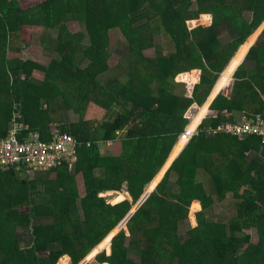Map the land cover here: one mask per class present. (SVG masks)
I'll return each instance as SVG.
<instances>
[{"label":"trees","instance_id":"1","mask_svg":"<svg viewBox=\"0 0 264 264\" xmlns=\"http://www.w3.org/2000/svg\"><path fill=\"white\" fill-rule=\"evenodd\" d=\"M244 12L250 13L249 21ZM70 20L82 34L70 33ZM224 22L235 38L221 45L215 29ZM263 22L264 0H0V137L16 116L21 127L27 125L42 140L57 130L75 141L72 163L37 172L0 170V264H80L106 243L86 264H264V140L219 129L238 121L240 113H264V30L248 50ZM46 29H58L60 61L42 66L13 52L20 44L32 45L33 35ZM111 30L122 34L131 54L153 48L160 31L168 37L173 54L148 61L158 75L147 73L144 79L161 85L157 99L150 101L145 89L98 84V76L108 70ZM85 36L90 63L80 70L72 59ZM246 51L251 71L245 63L237 66ZM166 80H191V97L174 98ZM59 82L65 88L58 89ZM214 87L209 102L224 88L203 121L198 115L187 118L193 105L205 104L198 114L207 110ZM56 95L67 104L77 102L78 122H59ZM92 100L100 109L119 106L121 113L111 122L83 115V103ZM199 122L185 147V139L176 144L189 123L192 129ZM101 143H106L102 152ZM42 172L45 176H38ZM163 174L109 243L108 234ZM124 184L131 201L119 197L107 203L104 194L120 192ZM230 193L237 201L235 218L227 225L209 221L206 210ZM184 221L189 229L182 235ZM20 228L31 231L30 248L21 247ZM251 228L257 230L256 244L245 233ZM136 232L148 240L137 261L126 245Z\"/></svg>","mask_w":264,"mask_h":264},{"label":"crops","instance_id":"2","mask_svg":"<svg viewBox=\"0 0 264 264\" xmlns=\"http://www.w3.org/2000/svg\"><path fill=\"white\" fill-rule=\"evenodd\" d=\"M79 27H81V26L79 25ZM57 30L58 29H51V30L46 29L40 33H35L32 37V45L27 46V48H23L24 46L22 44H20L21 48L14 47L16 50L13 49V52L17 53L19 58L24 60V61L29 60V61H32V62L37 63L39 65H42V66H47L52 61H60V59H61L60 54H58V52H57V48H58V46H57L58 45V43H57L58 31ZM69 31L71 33V30H69ZM82 33H83V29L81 27V31L76 33V34H82ZM71 34H73V33H71ZM215 37H216V40L221 45H225V44H228L229 42H231L235 38V32L232 30V28L227 23L224 22L218 29H215ZM88 46H89V39L87 38V36H85L84 39L81 41L80 45L76 48L75 54L73 55V59H72L73 63L80 70H84L90 63L89 60L84 55L85 49ZM109 46H110V57L114 58L115 60L112 63L108 62V70L105 71L103 74L98 76V78H97L98 84L103 85V86H108V85H112L113 83H116L117 84V86H116L117 90H119L120 88H124V89L128 88V89L134 90V91H136V90H143L144 91V89H145V90L149 91L151 96L153 97V98H150V101L153 99H157L158 93H159V88H161L160 87L161 85L156 80L154 81L152 79H149L147 81L144 79H145V76L147 73L152 78L156 77L158 75L157 70L154 69L148 63V61L155 60V59H162V58L166 59L170 55L173 54V50H172L173 47H172L168 37L165 36V33L163 31L158 32L157 35L155 36L153 48L145 49L141 52V54H133V53L131 54L130 50L128 49L126 41L122 40V39H119V41L115 42L114 45H109ZM236 53L234 54V56L236 55ZM27 54H29L30 56L38 57L42 61L40 62L38 59L37 60L36 59L31 60L28 57H26ZM234 56H233V58H234ZM240 64L241 63H239L237 66H239ZM245 64H246V68L251 71L253 64L252 63H245ZM235 69H237V67ZM234 72H235V70H234ZM234 72L231 74L230 78H232ZM39 78L40 79L43 78L42 73H40ZM166 81H168L166 87H167V89H169L170 94L174 98L182 99V98H190L191 97L192 91H193V84H192L191 80L184 81V82H177V81H170V80H166ZM144 82H146V83H144ZM57 87H58V89L65 88L63 82H59L57 84ZM223 88L224 87H222L212 97V99L209 102V98L211 97L215 87L213 88L210 96L208 97V99L206 101V102H209V106L206 110L205 115L200 120V122L203 121V119L205 118V116L207 115V113L209 111V107H210L212 101L214 100V98L219 94V92ZM148 101H142V102H148ZM73 104H67L65 99H63L61 95L54 96L53 108L56 109L57 116H58L59 122L61 124L68 125V124L76 123L80 120V115L76 112L77 108H79L77 106L78 104H77V102H74ZM83 105H84L83 115L85 114L86 116H89L90 118L97 117V116H95V114L100 115V117L102 118V120H101L102 122H111L121 113V109L119 108V106H112V107L110 106L107 110L104 108L100 109L98 107V105L93 102V100L84 102ZM202 107H198L196 105H193L190 108V112H189V110L187 112L188 116H190V114L193 113L191 117L192 118L195 117V115L198 114L199 110ZM97 118H99V117H97ZM187 118H189V117H187ZM53 127H55V126L51 125V128H53ZM177 143H178V141L176 142V144ZM104 144H106V143H101V148H100L101 152L103 151ZM173 149H172V151H173ZM168 169H167V171H168ZM166 172H164V174ZM45 174L42 172L38 176L43 177V176H45ZM164 174H163V176H164ZM79 177L82 179V176L80 174H79ZM162 177L160 179H158V181L155 183H154V179L152 180L149 187L151 186L152 183H154L155 185L151 189L150 193L154 191L158 182L161 181ZM174 181H175V177H171L170 186H174ZM81 189H82V193H81ZM81 189H80V187L78 188L79 194H80V196H83L84 195L83 181H82V188ZM150 193H149V195H150ZM212 193H213V191H212ZM104 196H105L106 200H107L108 196L113 198L111 201L107 200V203H112L113 201H115L119 197L131 201V198L127 192L125 184L122 186V190L120 192H106L104 194ZM227 198H229L228 195H227ZM206 217L209 221L219 223V221L216 217H213V216L210 217V215H207V214H206ZM234 218H235V216H233L229 220V222L231 220H233ZM35 221H36L35 224H37V222H39V219H35ZM45 221H50V220L47 219ZM186 222L187 221H184L183 223L179 224L180 233L182 235H184L186 233V231H188V229H189V224H188V222L187 223ZM122 230H124V229H122ZM17 236H18V240H19L22 248L27 249V248H30L32 246L33 237H32L31 231L28 228L18 229L17 230ZM128 238H130L128 245L131 242L133 245V248L129 249V251L131 253H133L134 255H138V253L140 254L142 249L147 247V241L148 240L145 239L143 237V234L140 232L133 233L131 235V237L128 236L127 239ZM139 246H141V249L138 248ZM97 254L98 253H96L94 255V257Z\"/></svg>","mask_w":264,"mask_h":264},{"label":"built area","instance_id":"3","mask_svg":"<svg viewBox=\"0 0 264 264\" xmlns=\"http://www.w3.org/2000/svg\"><path fill=\"white\" fill-rule=\"evenodd\" d=\"M16 120L17 117L14 116L7 135L0 137V170L14 167L37 172L47 171L63 161L72 163L75 141L71 135L54 130L52 138L45 141L38 133L31 132L27 125L21 127ZM187 127L181 136L189 141L196 132ZM219 129L237 136L255 135L264 140V113L250 117L240 113L238 121L232 124L226 123Z\"/></svg>","mask_w":264,"mask_h":264},{"label":"rangeland","instance_id":"4","mask_svg":"<svg viewBox=\"0 0 264 264\" xmlns=\"http://www.w3.org/2000/svg\"><path fill=\"white\" fill-rule=\"evenodd\" d=\"M196 8H195V6H193L192 8H191V10L193 11V10H195ZM251 15H250V13H248V12H244L243 13V17L245 18V20H247V21H249L250 20V17ZM67 28L69 29V30H71V33H73V34H76V33H78V32H80L81 31V27H79V25H78V23H76L75 21H72V20H70V21H68V24H67ZM262 30H264V22H263V24L259 27V29L254 33V34H252L251 36H252V38L253 39H251V44H250V46H249V48H251L252 46H253V44H254V41L257 39V37L260 35V33L262 32ZM250 36V37H251ZM249 37V38H250ZM249 38H247L246 40H245V42L243 43V44H245L246 42H247V40H249ZM119 39H122V40H124V38H123V36H122V34L118 31V30H111L110 32H109V45H114L115 44V42H117V41H119ZM243 46V45H242ZM241 47V46H240ZM248 48V49H249ZM238 49H240V48H238ZM248 51V50H247ZM247 51H246V53H244L243 54V56L241 57V61L239 62V63H245V58H246V54H247ZM238 52V51H237ZM26 57H28L29 59H31V60H39L40 62L42 61L40 58H38V57H35V56H30L29 54H27V56ZM115 59L114 58H111L110 57V59H109V61L108 62H113ZM230 64V63H229ZM49 65V64H48ZM47 65V66H48ZM245 66H246V64H245ZM249 66V65H248ZM236 70V69H235ZM225 72V69H224V71L222 72V75H223V73ZM233 73V72H232ZM221 75V76H222ZM230 77H231V75H230ZM230 79V78H229ZM227 84V83H226ZM189 112H190V109H189ZM197 112V111H196ZM205 113H206V111L203 109L199 114H197L198 116H197V120H201L202 119V117L205 115ZM187 114V113H186ZM193 113H191L190 114V116H188V114L187 115H185V116H187V117H191V115H192ZM195 114V113H194ZM250 116H254V115H249L248 117H250ZM95 118H97V117H95ZM190 124V123H189ZM188 124V125H189ZM200 123H198L194 128H193V130H194V132H196V128H198V125H199ZM187 125V126H188ZM190 127V126H189ZM53 128H55V127H53ZM188 128V127H187ZM192 130V129H191ZM183 136V135H182ZM182 136H180L179 138H178V140L177 141H179V140H181V139H183V137ZM169 167H167V169H168ZM167 169H166V171H167ZM162 171V168H161V170L158 172V174L156 175V177L160 174V172ZM165 171V172H166ZM33 174H30V177L32 176ZM34 176V175H33ZM163 176V175H162ZM161 176V177H162ZM172 177H176L175 175H173L172 174ZM77 182H78V186L80 187V189L82 188V179L79 177V175L77 176ZM78 187V188H79ZM148 190V189H147ZM151 191V190H150ZM150 191L148 192V194H147V196H141V198L138 200V202L137 203H135L134 205H133V207H132V209L130 210V212L128 213V215L119 223V225L114 229V230H112L109 234H108V236H109V243L111 242V240L116 236V234H118L119 232H120V230H122V229H124L125 228V226H126V224H127V222L130 220V218L132 217V215L133 214H135L136 213V211L139 209V207L142 205V203L147 199V197L149 196V193H150ZM81 193H82V189H81ZM228 197L229 198H227V199H225L223 202H217V200L215 199L214 200V203L213 204H211L210 206H209V208L206 210V214L207 215H210V217L211 216H213V217H216L217 219H218V221H219V223H221V224H224V225H227L228 224V222H229V220L233 217V216H236V214H237V201H236V199H235V197L230 193V194H228ZM113 198L112 197H107V200L108 201H111ZM187 223V222H186ZM245 233L246 234H248L249 235V238H250V242L252 243V244H256L257 242H258V234H257V230L256 229H250V230H247V231H245ZM107 236V237H108ZM106 237V238H107ZM105 238V239H106ZM104 239V240H105ZM103 240V241H104ZM129 240H130V238H126V245H128V243H129ZM102 241V242H103ZM109 244L108 243H106L105 245H102V246H97V248L95 249V251L92 253H90L89 255H88V257L86 258V260L85 261H87V260H89L90 258H92L96 253H98L100 250H102V249H104V248H106L107 246H108ZM128 247L129 248H133V245H132V242L128 245ZM130 255V257L133 259V260H139V258L135 255H131V254H129ZM82 264H85V262H83Z\"/></svg>","mask_w":264,"mask_h":264},{"label":"water","instance_id":"5","mask_svg":"<svg viewBox=\"0 0 264 264\" xmlns=\"http://www.w3.org/2000/svg\"><path fill=\"white\" fill-rule=\"evenodd\" d=\"M189 129H190V128H189ZM192 130H193V128H192ZM183 139H184V138H183ZM188 142H189L188 139L185 137V144H184V147L186 146V144H187ZM184 147H183V148H184ZM182 150H183V149H182ZM182 150H181V151H182ZM181 151H180V152H181ZM180 152H179V154H180ZM179 154H178V155H179ZM178 155H177V156H178ZM177 156H176V158H177ZM176 158H175V159H176ZM175 159H174V160H175ZM174 160H173V161H174ZM173 161H172V162H173ZM172 162L170 163V165H169L168 167L171 166ZM145 192H146V191H145ZM87 257H88V256H87ZM87 257H86V258H87ZM93 257H94V256H93ZM93 257H92V258H93ZM86 258H85L80 264H82L83 262H85V264H86L87 262H89V261L92 259V258H90L89 260L85 261Z\"/></svg>","mask_w":264,"mask_h":264},{"label":"clouds","instance_id":"6","mask_svg":"<svg viewBox=\"0 0 264 264\" xmlns=\"http://www.w3.org/2000/svg\"><path fill=\"white\" fill-rule=\"evenodd\" d=\"M189 125H190V124H189ZM189 125H188V126H189Z\"/></svg>","mask_w":264,"mask_h":264}]
</instances>
